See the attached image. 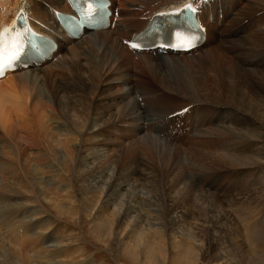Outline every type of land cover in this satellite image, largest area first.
Wrapping results in <instances>:
<instances>
[{
  "label": "bare ground",
  "instance_id": "1",
  "mask_svg": "<svg viewBox=\"0 0 264 264\" xmlns=\"http://www.w3.org/2000/svg\"><path fill=\"white\" fill-rule=\"evenodd\" d=\"M61 1H64L65 10L60 7ZM159 1H161L159 4L151 7ZM183 1L185 0H133L140 6L139 9H131L132 7L126 10L118 9L117 20L120 18L125 19L119 22L121 27H117L115 24L114 28L110 26L108 29L96 32H85L79 38L70 39L60 29L58 22L61 18L58 14L55 15L57 12H69L66 0H36L35 2L41 3L39 5H42L43 8L41 12H35L33 17L26 11V6L22 5L20 0H0V27H9L14 15L21 11L30 27L36 28L41 34L46 35L47 38L56 43V47H54L56 50L51 54L53 55L52 59H57V55L61 54L60 60L56 62L58 63L56 65L57 70H59L58 73L54 75L51 72L49 73L50 76L48 75L50 81L51 77L56 79L55 86L48 92L49 99L42 96L40 85L43 87L47 82L44 80L46 76H40L42 70L35 68L37 66L29 67L27 71L23 70V73L19 71L16 78H11L16 76L13 75L14 73H8L3 78L9 79L0 82V130L11 141L6 146L1 147L2 155L3 159H6L7 156L9 159L11 158L13 164L16 163L15 172L9 175H19H14L17 178L16 180L11 178V180L17 181L18 184L14 182L4 183L7 181L6 175L0 178V183L4 184L3 187H0V193L2 195L14 194L18 196L21 194L19 193L21 189L16 188V186L24 182L27 185V190H30L33 195L37 194V202H40V200L45 201L48 196H53V194L56 195V198L59 196L58 192H53V185L58 183L55 184L52 177L37 178L34 175L35 170L33 171L31 168L35 164L28 165L29 162L26 160L27 164L25 165L28 168L25 169L19 162L18 147L12 142L16 128L26 127L25 129H27L29 127V125L26 126L27 124L42 121L37 133H35L38 140L41 139L44 148L41 157L45 161L44 163H37L36 166L40 168L36 169L39 171L42 168L52 174L54 171L63 170V168L70 170L69 168L73 164L75 169L79 167L88 168L87 156L81 159L78 157L79 159L70 165L68 160L57 153L56 147L65 148L68 151V157L71 155L69 157V159L71 158L70 163L71 160L74 161L72 156H80L81 150H92L89 159L95 158L96 152H98L89 147L90 145L87 149H84L87 145L70 146L77 139L68 141L63 138L62 140V137L67 135H74L75 137L77 132L85 126L68 121L70 111L81 108L84 111L83 115L86 116L85 120H89L90 127L93 125V128H97L100 124V128L112 124H121L123 126L121 130L124 133L133 135L134 141L131 143V148L141 145L156 156L160 165L168 168L167 173L176 172L173 177L170 175L172 179L169 182L166 179L167 186L157 185L158 183L153 178H149L139 170V167L143 166L140 163L142 161L139 160L138 162L139 156L138 159H136L137 157L132 158L129 151L130 154L126 152V155H123L116 164L112 179L110 178L111 175L108 176L104 170L94 175L95 170H87L86 176L88 177L84 178L85 180H80L79 185L77 184L78 189L75 195L81 207L84 206L81 211L84 214L93 208L94 204L91 203L94 200L96 201L94 198H100L96 195H103L100 205L94 211V217L92 216L100 221L95 225V238L97 241L105 243L111 234L115 238L116 234L113 233L115 229L122 227L125 223L130 225L125 235V238L129 240H124L122 244L125 246L122 248L125 252L124 258H126L128 264L141 263V258L152 264L159 262V256L168 253L165 237L174 240L177 234L180 237L179 240L168 243L173 254L172 257L169 256L168 260L172 262L171 264H175V262L177 264H197L200 256L195 251L193 238L191 241L189 235L179 225V223H185L187 220L192 221L196 224L195 226L199 227L198 233L203 234L202 243L206 250L211 249V247L215 249L217 263L232 264L227 257V251H225L227 248L225 242L228 243V241L225 240L224 242V239H220L226 217L219 210L218 199L215 198L216 193L213 192V188L218 186L219 177L213 182L214 178L211 176H202L195 172H191L190 176L185 175L186 172L182 169V160L175 157V153L181 151V143L174 144L173 139L168 134L166 135L171 130L168 123L172 120L167 116L172 112L166 111L163 115L156 114L159 117L153 116L149 112L154 114V111L158 108L157 112H161L160 108L162 106L167 105L168 102L171 105L173 102V106L188 103L192 107L189 112L200 114V104L198 103L203 102L209 110H203V129H199L196 134L204 135V137L205 135L217 136L219 138L222 135V137L232 135L234 138H238L239 141L240 139L244 140L242 142L244 143L243 146L242 143L239 144L241 141L239 143L233 141H229L233 143H219L215 148L216 154L220 158L225 157L239 165L259 167L261 174L264 175V0H252V3L246 4L241 10L236 11L235 9L236 15L232 13L231 17L229 16L230 12L233 11L240 0H189L197 11V19L205 26L204 44L190 52H163L161 50L138 52L131 50L128 43L125 45V41L129 42L132 34L145 27L151 16L159 8L171 9ZM55 4L58 5L55 6ZM141 13H145L144 18L142 20L133 19V23L136 25L134 27L130 26L129 15L135 14L138 16ZM221 14L224 17V22H222ZM37 17L41 18L42 21L37 20ZM113 20L111 18V21ZM126 36H128L127 39ZM65 43L73 44L67 57H64L63 54ZM134 56L137 58L135 63L132 61ZM82 63L85 66H82ZM206 72H210L216 78L215 86L217 89L215 92L208 93L205 84L201 83L202 76ZM145 73L150 75V80L158 84L157 87L148 84ZM40 82L42 83L40 84ZM115 85L120 87L119 92L121 94L112 100L103 101V98L112 94ZM61 95L63 102L60 98ZM242 95L249 99L253 98L256 102L254 109L258 113V118L253 116L251 119L249 110V112L246 109L241 110V108H244L239 100ZM45 98L56 109L53 110L56 112L55 114L46 113L44 107L46 102L43 101ZM99 100L103 104H97L96 101ZM113 108L117 109V112L110 113ZM201 109H203V105ZM227 112L228 121L225 122L226 124H222L221 120ZM48 122H51L52 125L55 123V127L50 128L51 125L49 124V126ZM86 123L88 124V122ZM143 123L147 125L144 126ZM196 134L194 136H197ZM101 135L103 136V134ZM141 156L143 157L142 154ZM0 161H2V158ZM4 165H6V162L2 166ZM82 170L85 169L81 168ZM53 174L55 175V173ZM130 181H133L131 185L129 184ZM36 186L43 190L46 189L45 192L38 195ZM127 186H130V190L124 193ZM61 187L55 189L61 191ZM70 188L72 187L70 186ZM137 188H147L156 193L158 196L157 201L161 205V214L158 215L157 210L145 204L148 203L149 199L146 196H144L146 198H142L139 195V190V194L135 193ZM51 189L53 193L47 194ZM22 192H24V189ZM2 195H0V205L6 203V206L10 208L5 209L6 207L3 206L5 210L0 211V227L4 225L8 232V239L9 236L15 235L14 239H9V241L13 240L14 242L21 231H30L26 224L31 222L34 212L32 213L27 208H15L7 205L11 197H3ZM75 195H73V198ZM51 196L48 202L51 203L59 216L78 213V211H72V209L68 210L59 202L54 203L55 199L53 200ZM69 196L71 195L69 194ZM245 201L247 203V200ZM115 203L116 209L113 211ZM110 207L112 211L108 214L109 216H104V213L108 212ZM260 207L258 209L260 222H257L258 225L255 226V229H252L253 231L250 234L252 235L251 239L258 245L264 244V212L260 211L264 209V204ZM19 216L22 217L20 222L25 223L26 227L20 224L15 225L12 222L11 219ZM132 219L133 221L130 223ZM157 230H162V232H155ZM136 233H138V236L134 235ZM169 233H172V236ZM24 236L27 235H21L18 238ZM228 240L231 239L228 238ZM121 243L116 241L114 247H120ZM108 244L111 243L108 242ZM108 244L107 246H109ZM233 244L236 245L235 241ZM52 247L55 249L58 246L54 245ZM237 247L239 248V246ZM0 250V264L20 263L17 257H13L2 246H0ZM58 253L63 255L65 252L60 249ZM39 255L40 253H38L36 259H48L46 258L47 254L43 253V257ZM63 256L65 257V255ZM47 263L50 264L48 260Z\"/></svg>",
  "mask_w": 264,
  "mask_h": 264
},
{
  "label": "rangeland",
  "instance_id": "2",
  "mask_svg": "<svg viewBox=\"0 0 264 264\" xmlns=\"http://www.w3.org/2000/svg\"><path fill=\"white\" fill-rule=\"evenodd\" d=\"M35 1L36 0H20V3H22V5H24V6H26V11L32 17L34 16L35 12H38V11L41 12V9L43 8L42 5H39L41 3L35 2ZM108 1L110 2V0H108ZM111 2H110L112 4L111 9H113V7L116 5L115 10H117V13H118V9L119 10H121V9L126 10L127 8H131V7H132L131 9H139L140 8V6H138L135 2H133V0H111ZM160 2L161 1L154 4L151 7H154L155 5L159 4ZM250 2L252 3L253 1L252 0H240L239 3H237L235 5V7L233 8V11L230 12L229 16L231 17L232 13L234 15H236V13L234 12L235 9H236V11H239L246 4H248ZM57 5L58 4H55V6H57ZM60 7L62 8V10H65L66 6L64 5V1L63 2L61 1ZM33 9H35V10H33ZM144 15H145V13H143V14L141 13L140 15H138L139 16L138 17L135 14H130L129 15L130 26L134 27L136 25L135 23H133V19L142 20L144 18L143 17ZM145 19H146V17H145ZM37 20L42 21L41 18H38V17H37ZM124 20H125L124 18H123V20H122V18L116 20L117 22L115 21V24L117 25V27H121L119 22L124 21ZM222 22H224L223 15H222ZM235 28H237V27H235ZM124 35L125 34L123 33V36ZM127 37L128 36H126L125 38L127 39ZM72 45H73L72 43H65L64 44V46H63L64 47V49H63L64 57L69 56L70 49H71ZM60 55L58 54L57 59L54 61L48 60L46 63L42 64L41 66L35 67V68H40L42 70V71H40V76H46V78L44 80L47 82V84L43 87H42V85H40L41 86L40 89L42 91V96L47 97V99H49V93L48 92H50V89L53 88L56 84L55 77H51L52 79L50 81L48 78V75L51 72H53L54 75L58 73L59 70H57V68H56V65H58V63H56V62H58V60H60ZM136 59H137L136 56H134V58L132 57V61L134 63L136 62ZM82 66H85L84 63H82ZM35 68H31V69H35ZM27 70L28 69H25L24 71H27ZM24 71L22 70L21 73H23ZM17 74H19V71L13 74V75H16L15 77H11V78H16ZM146 74L147 73H145V76H146L145 78L147 79L148 84L152 87H157L158 84H156V82L150 80L151 79L150 75H148V74L146 75ZM208 74L211 75L210 72H206L203 74L204 77L202 76L203 80H201V83L205 84V87H206V90L208 93L215 92L217 89V87L215 86L216 82H217L216 78L214 75H211V77H210V75H208ZM7 79H9V78H6V79L3 78L0 80V82L6 81ZM41 83L42 82H40V84ZM210 88H212V89H210ZM119 89H120V87H117V85H115L112 94L107 95L102 100L103 101H109V100H112L117 95H120L121 92H119ZM60 98H61V101L63 102L62 95L60 96ZM47 99L45 98L43 100L44 102H46L44 105V107L46 108L45 109L46 113L55 114L56 112H54V111L56 109L53 107V105L51 103H49L50 101ZM239 100H240L242 106L244 107V108H241V110H245V109H246V111L249 110L250 114H251V119L253 118V116L255 118H258L257 117L258 113H256V109H254V107H256V102L253 100V98L249 99L248 97H245L242 95ZM96 103L97 104H103L101 100L96 101ZM172 103L170 105L168 102L167 105L162 106V108H160L161 112H157V110H159V108H158L154 111V114L152 112H149V114H151L153 116L154 115L156 116V114H158V115L162 114L163 115L167 111V112H172V114L174 113L176 115L174 118H170L171 113L169 114V116H167V117H169V119H172V120H171V122L168 123V126L171 127V130H169L166 133V135L168 134L173 139L174 144L181 143L180 144L181 151L178 153H175L176 155L175 154L174 155L177 159L180 158L182 160L181 161L183 163L182 169H184V172H186L185 175L190 176L191 172H195V173H199V175H202V176H207V177L211 176L212 178H214L213 182L219 177L218 178L219 181L217 183L218 186L213 188V192L216 193L215 198L218 199L217 202H218L219 210L222 211L226 217V222H225L226 226L225 225L223 226L224 228L222 229L220 239H222V240L224 239L223 240L224 242H225V240L228 241V243L225 242V245L227 246L225 251H227V253H228L227 257L229 258V260L232 264H259V263L264 264V253H263L264 252V244L258 245V243H256L257 244V246H256L255 242L251 239L252 235H250L251 232L253 231L252 229H255L256 228L255 226H257L258 223L260 222V212H258V209L261 208L260 206H262L264 204V202H263L264 198H262V197H264L263 196L264 195L263 194L264 193V190H263L264 189V181H263L264 175L261 174V169L259 167H256V166L249 167V166L239 165L237 163L231 162L230 160H228L225 157L220 158V156H218L216 154L215 148L219 143L229 142V141L239 143L241 141L239 143V144H241L242 142H244V140L240 139V141H239L238 138H234L232 135H228L230 137H228L227 135H224V137H222L223 136L222 135L219 138L217 136L205 135V137H204V135L196 134L199 131V129L200 130L203 129V126H202V118L204 117L203 110H209L208 106H204L203 102L198 103V104H200V114H198V113L195 114V113L189 112L192 110V107L188 103L182 104V105H176V106H173ZM191 104H194V103H191ZM202 105H203V109H201ZM221 108H224V107H221ZM163 109H165V110H163ZM226 111H228V109H226ZM115 112H117V109L113 108L110 113H115ZM83 114H84V111L81 108H78V109L76 108V110L70 111L68 113V121H70L71 123H76L77 125L82 124L83 126L84 125L85 126L83 127V129H81L80 131L77 132V134L79 132H80V134L75 135V137H78V138H75L74 135L73 136L67 135L66 137H62V140H63V138H66V140H68V141H74V139L75 140L77 139L72 144H70V146L71 145L78 146L79 144L81 146L87 145L86 147H84V149H87V147L90 145L89 147H92L95 151H98V152H96L97 153L96 157L89 159V156L91 155L92 150H81L80 156L79 155L78 156L77 155L72 156V159H74V161L71 160V163H70L71 158L69 159V157H71V155H69V157H68V154H69L68 151L64 148L67 151L66 152L61 147L55 148L57 153H59L60 156L65 158V160H68V162H69L68 164H70V165L72 163L76 162L79 158L81 159V158L87 156L88 157V160H87L88 161V168L81 167L82 169H85V170H82V171H84L83 173H82L80 167L75 169L73 166L74 164L71 165V168H69L71 171L67 170L66 168H63V170H57L56 169L57 171L52 172V174L55 173V175L53 174L55 177L45 169L41 168L38 171V169H36V168H40V167L36 166V164L37 163H44V161H45V159H43L41 157V155L43 154L44 148H43V145L41 143V139L39 141L37 138V134H36L42 121L40 123L39 122L36 123V121H34V122H31V124L30 123L27 124L26 125L27 127L29 125V127L27 128L28 131H27V129H25L26 127H22L21 129L16 128V130H15L14 140L12 139V142L15 143L16 146L18 147V152L20 154L19 162L21 163V165L25 169L28 168L27 165H25V164H27L26 163V160H27V162H29L28 165L35 164L31 168L33 171L35 170L34 175H36L37 178L42 177L43 179H46L48 177H50V178L52 177V180L54 181V183L55 184L58 183L57 185H53V187H52L54 189L53 192L54 193L58 192L59 196H58V198H56V195H54V194H53V196H51L49 193L52 192V189L49 190V192L47 194H49L53 198V200L55 199L54 203L59 202L65 208H68V210L72 209V211H78V213L76 212L77 214H75V215L66 214V215H60L59 216L56 213L54 207L51 205V203L49 204V202H48L50 200V198H49L50 196H48L46 194L48 197L45 201L40 200V202H37V200H36L37 194L33 195L30 192V190H27L26 189L27 185L24 182H21V183H19V185L16 186V188L21 189L19 191V193H21V194H19L18 196L14 195V194L2 195V193H0V195H2L3 197H7V196L11 197L10 202L7 205H11L12 207L14 206L15 208H27L32 213L34 212L33 213L34 215H32L33 217H31V222L29 224H26V226H28V229L30 231L29 232L26 230L21 231L20 234L15 238L17 240H14V242H13V240L9 241V239H14L15 235L9 236V239H8V232L6 231L4 225H2L0 227V246H2L6 251L10 252L13 255V257H17V259L20 261L19 264H49V263H47V260L50 262V264H128L126 261V258H124L125 252H124L123 248L125 246H123L122 244H123L124 240H129L128 238L127 239L125 238V235H126V232H128L130 225L125 223L122 225V227L115 229L113 232L116 234L115 238H113V234H111V236L106 240L105 243L97 241V239L95 238L96 237L95 225L98 224L100 221L98 219L96 220L93 217H94V211L97 208V206L100 205L101 197H103V195H96V196H100V198H96V197L94 198L98 202H96L94 200L91 203L92 205L94 204L93 208L90 209V211H88V213L84 214L81 212L84 206L81 207L80 203L77 202V197L75 195V194H77L76 190L78 189L77 184L79 185L80 180H82V179L85 180L84 178L88 177V176H86L87 170L88 171H94L95 170L93 172V175L104 170L108 174V176L111 175L110 178L113 177V172H114L116 164L123 157V155H126V152L129 153V151L131 152L132 158L137 157L136 159H138V156H139L138 162H139V160L142 161L140 163H141V165H143V166L139 167V170L142 171L149 178H153V180L158 183L157 185H161L164 187L167 186V183L170 181V179H172V177L174 175H176V172H174L172 174L167 173L168 168H165L164 166L160 165L158 159L150 150L144 149V147H142L141 145L136 146V147L134 146V148H131V143L134 141L133 135L128 134V133H124L121 130L123 128V126L121 124H112V125L105 127V128H104V126L100 128L99 127L101 125L100 124L99 126L97 125L98 127L96 126L97 128H93V125H91V127H90V124H89L90 121L89 120L86 121L85 120L86 116ZM227 114H228V112L226 113V116H224L223 119L221 120L222 124L227 123V121H228V115ZM200 117H201V119H200ZM199 120H200V122H199ZM85 121L88 122V124ZM145 123H143L144 126L147 125ZM48 125L50 126V128L55 127V123H54V125H52L51 122L50 123L48 122ZM101 134H103V136ZM194 134H196L197 136H194ZM104 136H106V137H104ZM195 138L198 142L197 141L195 142ZM222 138L225 140H223ZM83 140L86 142H84ZM87 140H88V142H87ZM104 141H106L108 144L105 143ZM236 141H238V142H236ZM9 142H11L10 139L8 137H6L3 134V132H1V130H0V159L2 158V161H0V178H2L3 176L6 175L7 181L4 183L8 184V182H14L15 184H18V182L15 181L17 178H15L14 175H16V176H19V175L18 174H14L12 176L9 175L10 173L15 172V170L17 168L16 163L14 162V164H13V161H11V158L9 159V157H7V156H6V159H3L4 157L2 155L3 153H2L1 147L6 146L7 143H9ZM233 142H229V143H233ZM243 145H244V143H242V146ZM141 154L143 155V157L141 156ZM201 155H202V157H201ZM171 157H172V155H171ZM216 157H218V158H216ZM5 162H6V165L2 166ZM146 166H148V167H146ZM198 167H199V169H198ZM159 168H161V169H159ZM30 169H29V171H30ZM42 170L45 173L44 172L42 173ZM79 171H81V172H79ZM36 172H37V174H36ZM39 173H40V176L38 177ZM56 173H57V175H56ZM42 174H44V175H42ZM77 174H79V175H77ZM31 175L34 176L32 173H31ZM29 177H30V175H29ZM11 178H14L15 180H11ZM53 178H55V179H53ZM166 179L168 182L166 181ZM135 180H136V178H135ZM132 183H133V181L129 182L130 185ZM3 186H4V184L0 183V187H3ZM61 186H63V187H61ZM70 186L72 188H70ZM36 187H37L36 190L38 192V195L44 193L46 190V189L43 190L38 186H36ZM58 187H61L62 190L58 191V189H55ZM23 189H24V192H22ZM128 190H130V186L126 187L124 193ZM135 193L141 195L142 198L147 197V199H149V200H148V203H145V204L150 205V206H152V208L154 210H157L158 215L161 214V205H160V202L157 201L158 196L156 195V193H154V191L149 190L147 188H144V189L137 188ZM69 194L71 196H69ZM73 195H75L74 198H73ZM144 196H146V197H144ZM88 197H90V195H88ZM241 197H242V199H241ZM259 198H261V199H259ZM245 200H247V203ZM256 201H257V203H256ZM258 201L261 203L259 204ZM3 206L6 207L5 209L10 208L9 206H6V203H5V204L0 205V211L5 210L3 208ZM111 207L113 209V205ZM111 207H110V209H108L109 213L106 211L104 213V216H106V217L109 216L108 214H110V212L112 211ZM115 209H116V203L114 205L113 211H115ZM260 211L264 212V209H261ZM29 215H30V213H29ZM169 216H172V215H169ZM21 218L22 217L19 216L17 218H13L14 220L13 219H11V220L15 225L20 224L21 226L26 227L25 223L20 222ZM132 221H133V219L130 221V223ZM157 222H158V224H160L159 221H157ZM179 225L185 231V233H187L189 235L191 241L193 238V244L196 247L195 251L197 252V255L200 256L199 257L200 259L198 260L197 264H220V263H217L215 260L217 257L215 249L213 247H211V249L206 250V247L203 246V243H202L203 239H204V237L202 236L203 234L200 235L198 233V231L200 229H199V227L195 226L196 225L195 223H192V221L187 220L185 223H179ZM227 225H228V227H227ZM229 228H231V229H229ZM233 229L234 230L236 229L237 231L235 230L236 231L235 232ZM223 230L224 231L226 230V232H224ZM24 231H26V232L24 233ZM155 232H162V230L161 231L157 230ZM234 232H235V234H234ZM237 232H239L238 235H237ZM169 234H170V236H172V233H169ZM21 235H27V236H24L22 238H18ZM134 235L138 236V233H136ZM224 236L226 237V239ZM175 237H176V239H174V240L168 239L167 236L165 237L167 249L170 250V245H168V243L170 244L173 241L176 242L180 238L178 234L175 235ZM236 237H238L239 239L238 238L236 239ZM228 238L231 240H228ZM232 240H233V242L235 241L236 245L233 244V242H231ZM116 241H117V243L122 242L120 247H116V248L114 247L116 244ZM108 242H110L111 244L109 245ZM107 244L109 246H107ZM230 244H231V246H230ZM54 245L56 247L57 246L58 247L53 249L54 247H52V246H54ZM111 245H113V246H111ZM237 246H239V248ZM120 248H122V249H120ZM60 249H62V251L65 252L63 254V255H65V257L61 253L57 254L58 250H60ZM167 249H166V251L168 253L167 254H161L159 256L160 261L153 263V264H158V263L159 264H171L172 263V262H170V260H168L169 256L170 257L173 256L172 251L170 250L171 251L170 252ZM54 250L55 251L57 250V252H55ZM38 253H40L39 256H41V257H43V253L45 255L47 254L46 258H48V259L47 260H43L41 258L36 259V257L38 256ZM162 255H163V257H162ZM250 257H252V258H250ZM177 258H179V257H177ZM143 260H144V262H143ZM141 261H142L141 263L136 262V264H152V263H148L145 259H142V258H141ZM175 264H177V263L175 262Z\"/></svg>",
  "mask_w": 264,
  "mask_h": 264
},
{
  "label": "snow or ice",
  "instance_id": "3",
  "mask_svg": "<svg viewBox=\"0 0 264 264\" xmlns=\"http://www.w3.org/2000/svg\"><path fill=\"white\" fill-rule=\"evenodd\" d=\"M107 5L103 3V0H98L97 10L102 13L100 17H94L92 15V7L89 6L87 12L82 13V19L85 23L99 24L103 22V17L106 16L105 9ZM196 9L189 2L185 0L182 5H177L171 13L172 16H181L183 13L184 23L189 22V14L195 13ZM157 15H166L164 12H159ZM79 28L80 25H75ZM16 28V24L13 23L12 28L0 27V78L3 77L6 71L14 70L16 62L24 54L26 47H31L34 53L39 56L43 52L42 45H38L34 39L35 34L31 29L24 28L23 30L13 31ZM158 37L153 39L150 32H144L136 35L132 38L131 42H126L133 50H143L147 47H161L169 49L189 50L195 46V42L199 39V36L194 32H185L183 30H177L174 33L173 42L169 44L158 43ZM186 111V110H185Z\"/></svg>",
  "mask_w": 264,
  "mask_h": 264
}]
</instances>
